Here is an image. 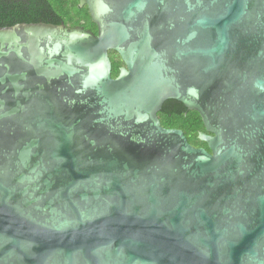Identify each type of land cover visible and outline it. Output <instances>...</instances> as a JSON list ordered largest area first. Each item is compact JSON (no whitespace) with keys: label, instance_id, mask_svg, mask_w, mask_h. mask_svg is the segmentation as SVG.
<instances>
[{"label":"water","instance_id":"95a60500","mask_svg":"<svg viewBox=\"0 0 264 264\" xmlns=\"http://www.w3.org/2000/svg\"><path fill=\"white\" fill-rule=\"evenodd\" d=\"M83 6L0 27V264H264V0Z\"/></svg>","mask_w":264,"mask_h":264},{"label":"trees","instance_id":"16d2710c","mask_svg":"<svg viewBox=\"0 0 264 264\" xmlns=\"http://www.w3.org/2000/svg\"><path fill=\"white\" fill-rule=\"evenodd\" d=\"M80 0H0V27H12L20 23H48L53 25L94 26L86 8L79 7ZM86 27V28H87ZM121 60L113 58L112 76L117 77ZM165 128L180 129L194 147H203L199 133L206 132L201 116L189 111L182 103L168 100L158 113Z\"/></svg>","mask_w":264,"mask_h":264},{"label":"flooded vegetation","instance_id":"af4514ba","mask_svg":"<svg viewBox=\"0 0 264 264\" xmlns=\"http://www.w3.org/2000/svg\"><path fill=\"white\" fill-rule=\"evenodd\" d=\"M82 8H86V9H87V12H88V7H87V6H83ZM88 13H89V12H88ZM89 15H90V14H89ZM90 18H91V16H90ZM91 22H92V19H91ZM92 24H93L94 26H92L91 28L85 26V23H83L82 26H70V25H67V26L72 27V28H75V27H82L84 30L91 31L93 34L98 35V27H97L96 24H94L93 22H92ZM65 25H66V24H65ZM86 27H87V28H86ZM109 56H110V59H111V62H112V67H113V58H115L116 60H118V59L121 60V58L119 57V55H118L117 53L113 52V51H110V52H109ZM121 62H122V60H121ZM122 63H123V62H122ZM123 68H125V65H124V64H122V65L119 66V72H118V75H119V73L121 72V70H122ZM112 71H113V69H112ZM118 75H117V76H118ZM112 77H113V76H112ZM113 78H115V77H113Z\"/></svg>","mask_w":264,"mask_h":264}]
</instances>
